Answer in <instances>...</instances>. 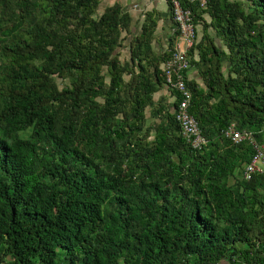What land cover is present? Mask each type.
Returning a JSON list of instances; mask_svg holds the SVG:
<instances>
[{
    "label": "trees",
    "instance_id": "trees-1",
    "mask_svg": "<svg viewBox=\"0 0 264 264\" xmlns=\"http://www.w3.org/2000/svg\"><path fill=\"white\" fill-rule=\"evenodd\" d=\"M104 1L0 0V264H264V176L225 134L264 147V0L185 4L201 150L155 101L174 42Z\"/></svg>",
    "mask_w": 264,
    "mask_h": 264
},
{
    "label": "built area",
    "instance_id": "built-area-1",
    "mask_svg": "<svg viewBox=\"0 0 264 264\" xmlns=\"http://www.w3.org/2000/svg\"><path fill=\"white\" fill-rule=\"evenodd\" d=\"M168 2L175 31L178 32V41L170 57L163 64L165 87L179 97L175 120L181 128L182 135L192 149L201 150L207 144V140L202 134L198 121L189 112L192 93L186 84V76L192 68L188 59V51L196 41V29L193 12L185 4L198 5L201 9H205L209 0H168ZM225 134L235 144L249 141L255 149L252 161L245 166L243 178L249 181L256 174L264 176V147L258 145L251 134L237 130L235 125H231Z\"/></svg>",
    "mask_w": 264,
    "mask_h": 264
},
{
    "label": "crops",
    "instance_id": "crops-1",
    "mask_svg": "<svg viewBox=\"0 0 264 264\" xmlns=\"http://www.w3.org/2000/svg\"><path fill=\"white\" fill-rule=\"evenodd\" d=\"M121 5L132 17V33L138 35L141 33L142 27L146 24H152L151 19L155 21V29L151 40L152 56H161L164 53H169L171 41L174 45L177 43L178 38L173 39L175 36V25L172 21L170 6L168 0H120ZM149 15L151 17H149ZM209 21L208 16L205 17ZM132 36H130V39ZM159 58V57H158ZM163 69V64H161ZM153 69H151L152 71ZM188 78L197 80L195 68H191L188 72ZM155 101L160 97L165 98L168 102H172L173 96L166 87L157 93Z\"/></svg>",
    "mask_w": 264,
    "mask_h": 264
},
{
    "label": "rangeland",
    "instance_id": "rangeland-1",
    "mask_svg": "<svg viewBox=\"0 0 264 264\" xmlns=\"http://www.w3.org/2000/svg\"><path fill=\"white\" fill-rule=\"evenodd\" d=\"M112 2H113L112 0H110V1L109 0H105L103 2L102 6H105L106 4H111ZM125 44H126L127 47H125L124 50L121 52L122 53L121 54V59L123 61L126 60V59H128V57H129V51H128L129 42H126ZM155 96H157V94ZM155 98H157V97H155ZM259 165L262 167L261 164H259Z\"/></svg>",
    "mask_w": 264,
    "mask_h": 264
}]
</instances>
